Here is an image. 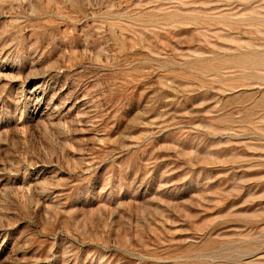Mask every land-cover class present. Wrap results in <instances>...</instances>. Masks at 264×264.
Here are the masks:
<instances>
[{
  "label": "rangeland",
  "instance_id": "obj_1",
  "mask_svg": "<svg viewBox=\"0 0 264 264\" xmlns=\"http://www.w3.org/2000/svg\"><path fill=\"white\" fill-rule=\"evenodd\" d=\"M0 264H264V0H0Z\"/></svg>",
  "mask_w": 264,
  "mask_h": 264
}]
</instances>
